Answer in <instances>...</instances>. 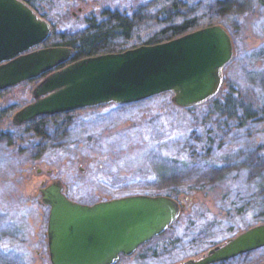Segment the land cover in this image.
<instances>
[{"label": "rangeland", "instance_id": "rangeland-1", "mask_svg": "<svg viewBox=\"0 0 264 264\" xmlns=\"http://www.w3.org/2000/svg\"><path fill=\"white\" fill-rule=\"evenodd\" d=\"M27 1L52 23V30L77 32L87 17L101 16L104 8L131 13L149 0ZM184 1L216 10L231 32L236 53L224 68L220 91L249 106L258 123H239L211 102L181 107L172 93H161L128 105L82 109L67 133L58 134L49 125L52 140L40 147L22 141V152L16 146L10 153L7 147L0 150V264H52L50 207L41 201L40 188L56 179L71 198L85 203L135 193H179L185 207L178 220L116 264H179L255 224L251 206L240 204L232 187L210 170L222 156L240 160L235 146L264 144V0ZM39 81L2 90L0 108L13 111L0 121L1 131L13 122L16 110L34 100ZM209 137L221 148L204 151ZM212 264H264V246Z\"/></svg>", "mask_w": 264, "mask_h": 264}, {"label": "water", "instance_id": "water-1", "mask_svg": "<svg viewBox=\"0 0 264 264\" xmlns=\"http://www.w3.org/2000/svg\"><path fill=\"white\" fill-rule=\"evenodd\" d=\"M52 28L27 0H0V91L40 79L34 100L14 112V124L164 92H171L178 106L199 105L220 91L224 68L236 53L234 38L222 23L163 42L76 59L72 46H41ZM40 193L50 207L52 264H115L121 253H133L174 224L185 207L172 195L147 193L85 203L71 198L60 179L42 186ZM263 246L264 221L179 264H211Z\"/></svg>", "mask_w": 264, "mask_h": 264}, {"label": "trees", "instance_id": "trees-1", "mask_svg": "<svg viewBox=\"0 0 264 264\" xmlns=\"http://www.w3.org/2000/svg\"><path fill=\"white\" fill-rule=\"evenodd\" d=\"M220 21V15L216 10L212 11V9L202 7L200 4L190 5L184 0H149L131 13L118 9L104 8L101 11V16L87 17L86 26L77 32L53 29L44 44L72 46L75 49L74 59H76L99 53L123 51L144 43L163 42L202 26L222 23ZM36 79L38 78L32 80ZM2 92L4 91H0V94ZM167 93L170 92L162 94ZM206 102L213 103L216 111L220 114L222 112L223 115L230 114V116L238 119L239 123L244 120H249L253 124L255 121L256 124L258 123L255 112L249 106H245L233 99L229 92L220 91ZM128 104L122 103L118 105ZM102 106L104 105L88 108H99ZM81 110L39 116L22 125L11 122L6 130H0V141L2 143L6 142L0 145V150L3 151L7 147V151L10 153L16 146L22 152L26 149L24 147L26 144H31L30 146L32 147H40L43 142L52 140V134L48 129L49 125L54 126L58 134L67 133L68 128L73 123V116ZM237 110L241 112L240 115L242 117L238 116ZM12 111V107L0 108V121L7 118ZM249 135H252V132ZM22 141L26 144L22 145ZM220 146L218 140L214 137H209L203 148L204 151L210 152L221 148ZM235 152L240 156V160L233 159L228 155L226 157L222 156L220 159L221 163L213 166L210 173L214 175L213 178L221 179L226 182V185L232 187L231 190L236 193V198L242 202L240 204L246 203L251 206L255 224L263 222L264 144H255L252 141L251 144L243 148L239 145L235 146ZM244 155L246 158H244ZM166 170L168 172L170 169L166 168ZM171 174L174 175L175 173L172 172ZM178 194L176 191V196H172L180 199L181 197ZM227 194L225 193V195ZM227 260L229 259L218 262Z\"/></svg>", "mask_w": 264, "mask_h": 264}, {"label": "flooded vegetation", "instance_id": "flooded-vegetation-1", "mask_svg": "<svg viewBox=\"0 0 264 264\" xmlns=\"http://www.w3.org/2000/svg\"><path fill=\"white\" fill-rule=\"evenodd\" d=\"M43 45H44V44H43ZM41 46H42V45H41ZM66 192H67V191H66ZM123 255L128 256V255H131V254H122V253H121L119 259H120ZM119 259L117 260V262L119 261ZM117 262H116V263H117ZM116 263H115V264H116ZM173 264H177V263H173Z\"/></svg>", "mask_w": 264, "mask_h": 264}]
</instances>
